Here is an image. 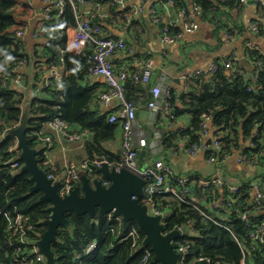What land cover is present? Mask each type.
Listing matches in <instances>:
<instances>
[{
	"label": "trees",
	"instance_id": "trees-1",
	"mask_svg": "<svg viewBox=\"0 0 264 264\" xmlns=\"http://www.w3.org/2000/svg\"><path fill=\"white\" fill-rule=\"evenodd\" d=\"M168 0H159L158 3H166ZM172 17L177 18L178 25L170 28V34L176 35L182 32L178 16L190 17L193 11L203 22L210 24L213 36L218 40V46L222 44L224 33L233 37L235 32L252 31L255 34L264 35V22L257 21V30H252L249 25L241 22V13L247 3L240 0H173ZM252 0H249L251 2ZM17 0H0V64L3 71L0 72V264H45L44 261L35 260L33 252L34 243L46 230L44 220L49 217L47 210L49 203L40 201L41 191H30L33 182L28 172H18L11 167L13 160L18 159L17 153L9 150L16 142V136L12 130L24 123L26 136L30 147L37 150V160L42 166V145L32 135L34 130L42 129L44 133L56 135L52 129L46 126L47 122L56 116L71 127L78 126L80 131H88L90 136L84 142H63L66 147L65 153H76L70 158L75 161H89L99 157L110 163L120 162L119 151L113 152L107 148V143L113 140L119 129L118 122H110L109 114L115 110L104 111L99 104V96L94 87L89 86L86 81L90 75L89 68L93 64L94 43L90 42L79 51H70L66 41H61L60 32L69 25H75L76 15L85 12L84 5L91 3L89 10H94L95 3H102L107 7V14L103 18L95 12L91 18L94 26H101L105 35L114 36L103 24L115 23L116 15L122 14L112 0H84L80 11L75 12L69 1L65 3V11L60 16L52 13L51 24L56 17L64 20V26L53 31L44 30L43 36L48 38L45 52L41 55V61L47 66L52 64H63L66 70L61 84L45 85V79L39 86L36 94L29 96L30 92L23 91L27 84L21 69L31 63L32 57L26 52L21 38L15 37V12L14 7ZM95 11V10H94ZM260 11L264 12L261 8ZM234 12V14H233ZM161 13V12H160ZM60 20V21H61ZM60 24V22L56 23ZM22 24H17L19 27ZM123 24H118L124 31H131L138 26L139 29L147 30L144 21L139 22L135 17L131 20L127 29ZM135 36V35H134ZM244 44V57L251 63L252 68L247 70L246 64L237 61L232 68H226L220 59H226L225 55L217 62V69L210 77H191L186 88L180 92L171 87L169 103L173 115L178 121L183 116H189V126L171 129L167 126L162 128V150L153 153L148 145L138 151L137 162L139 166L151 162L153 159L162 157L169 162V156L180 139L185 138L184 144L190 145L199 141L202 134V114L212 115V121L217 126L220 142L223 148L233 150L240 148L241 139L250 137L256 131L257 136L253 138V146L246 148L247 152L257 153L264 151V69L257 72V64L264 61V52H261L254 44L247 47ZM252 42V41H251ZM127 44V42H126ZM62 58V59H61ZM241 71V73L237 72ZM22 76L23 87L13 84L17 74ZM247 76L251 78L248 79ZM217 112L213 115V112ZM149 140L154 128H147ZM58 143V140L55 141ZM60 147V144H59ZM60 150L62 148L60 147ZM63 151V150H62ZM64 152V151H63ZM261 171L256 175L260 182L264 181V158H261ZM23 165V160L18 159ZM59 165L63 162L57 161ZM225 165H223L224 168ZM90 179L100 177L93 170L92 174H84ZM247 182L251 179H243ZM209 193L217 194L215 188L202 190L195 186L192 194L200 199ZM242 192L240 201L248 204V199ZM157 200L161 207L167 211L165 218V230L172 231L176 226L185 225L187 220L194 223L198 235L188 237L193 243V248L199 254L218 259L224 263L239 264L242 252L237 239L242 240L250 247L248 233L249 225L238 219L234 214L230 218L221 220L212 211L209 214L215 220H206L196 209L186 201L179 200L171 194L158 195ZM202 207V206H201ZM203 208V207H202ZM9 213L14 216L20 212L28 216L27 223L32 228L27 230L23 238L10 232L7 217L3 214ZM65 217L69 221L68 226H60L57 230L56 240L51 243L54 255V264H151L154 253L151 252L149 260L142 261L144 249L151 251L149 246L143 244L144 232L134 220L123 222L108 215L100 216L95 210L91 217L88 214L77 215L73 212L67 213ZM264 219V211L257 213L252 219V224ZM135 228L139 234L137 243L133 245L132 238L123 239L131 229ZM96 241V247L85 253L86 247ZM137 247L139 250L135 251ZM206 264V263H198ZM245 264H264V245H257L245 256Z\"/></svg>",
	"mask_w": 264,
	"mask_h": 264
},
{
	"label": "built area",
	"instance_id": "built-area-1",
	"mask_svg": "<svg viewBox=\"0 0 264 264\" xmlns=\"http://www.w3.org/2000/svg\"><path fill=\"white\" fill-rule=\"evenodd\" d=\"M46 9L43 12L44 20H50L52 13L55 16H60L65 11V3L69 1L76 14L80 11L84 0H43ZM119 11L124 10L122 18L120 14L115 17V23L123 24V28L127 29L131 20L137 15V13L144 11V7H134L127 3V0H112ZM244 3H251L255 10V19L257 21L264 22V12L260 11L264 9V0H240ZM148 3V15L153 23H159L162 15L160 13V7L152 4L151 0H146ZM160 4V3H159ZM173 0H168L166 3L160 4L163 11L169 14L167 24L162 27V39L165 43L176 42L186 32H193L198 28V23L195 21L185 22L184 30L176 35L170 34V28L178 25L177 18L171 16ZM105 5L102 3H95L93 9L81 12L76 16V24L74 26L70 48L73 51H79L90 42L94 43L93 52V64L89 68V72L92 75H100L105 78L108 90L99 96V103L104 107L110 105L112 100H116L117 107L115 111L109 114L110 122H118L121 128V141L118 148L120 154V162L113 164L103 158V161L108 166L119 168H126L139 176L145 181L143 186V196L139 201L147 206L148 213L151 215H159L161 217V223L163 224V234H167L172 231H178L177 238L171 241L174 246V251L180 254V258L177 260V264H233L224 263L218 259H212L209 256L199 254L193 243L188 240V237L198 235L195 229L194 223L191 220H187L185 225L176 226L172 231L165 230V218L167 211H165L157 200L158 195L171 194L177 197L179 200L186 201L189 196L188 203L194 206L196 209L200 208L202 217L206 220H215L216 218L209 214V211L215 212L221 220L230 218L231 214H234L238 219L244 221L250 227L248 238L250 240V247L237 238H235L240 246L242 252V259L239 264H245V256L249 254L251 249H254L257 245H264V219H261L252 224L251 219L260 212L264 211V181L251 180L249 182L240 180L237 178H228L224 174L223 165L231 159H235L238 163L249 165L253 167L261 168L262 157L264 158V151L257 153H248L246 148L253 146V138L257 136V132L251 133L250 137L245 139L246 145L244 148H233V150H227L223 148L219 134L217 133V126L212 121V115L202 114V134L199 141L190 145H185V138H181L177 147L173 150L172 154H184L193 156L199 151H203L205 154V162L210 165L214 172L210 174L202 173H178L174 170L173 166L165 161L162 157L153 159L151 162L139 166L137 162L138 151L148 145L149 132L147 127L140 126L137 120V105L136 103L127 98L126 83H152V77L157 66L152 58H145L139 60L142 64V70L131 68L130 66L116 68L112 61V56L118 51H127L129 48L126 44V40L123 36L112 37L105 35L101 26H94L91 23V18L96 14H102L105 10ZM195 14V13H194ZM185 18V15H181ZM196 16V14H195ZM257 22H250L249 28L257 30ZM27 28L23 24L16 28L15 37L23 38L26 34ZM37 35V34H36ZM226 39L232 41L234 38L229 34L224 33ZM247 47H253V43L248 41ZM245 55H238L235 51H231L228 57L220 59V62L226 68H232L234 64L240 59H245ZM62 59V58H61ZM217 62L212 60L205 68H198L193 71L184 70L180 74V80L183 88H186L187 81L191 77H210L217 69ZM257 64V72L264 69V61H260ZM2 66L0 64V72H2ZM241 73V71H237ZM65 76L64 65L52 64L47 69L45 85L59 86ZM250 79V76H247ZM22 76L17 74L13 84L18 87H23ZM171 87L166 85L165 76L162 75L155 83H152L146 97V106L155 115L151 122L156 131L154 133V141L152 142V152L159 153L162 150L161 135L158 130L163 125L177 129L182 127L176 121L175 116L171 110L169 103ZM47 127L52 129L56 135V139L44 133L42 129L34 130L32 135L35 136V140L42 145V166H47L46 175L51 179L53 183L58 182L59 186L57 192L59 196L64 197L68 195L77 185L81 184L82 176L86 173L92 174V171L96 167L100 166L101 162L98 159L89 161H75L65 158L62 165H59L57 161L51 155V149L55 145V141L58 140L63 151H66V147L62 144V139H68L72 142H84L90 136L89 132L84 130H74L68 123L63 121L59 116L49 120L46 124ZM17 138V137H16ZM18 139L9 150L17 153L18 159L20 158V149L17 148ZM18 159H15L11 163V167L15 170H19L22 165ZM105 185H108L104 181ZM199 186L202 190H209L211 188L217 189L218 193H209L203 198H199L195 194H192L194 187ZM242 192L246 195L244 199H248L249 203L244 204L240 201ZM203 208H202V207ZM199 207V208H198ZM8 220V229L11 233L24 237L27 230L32 228V225L28 224V216L15 212L14 216H9V213H3ZM109 218L119 220L120 217H114L112 214H108ZM121 219V218H120ZM185 231V232H184ZM132 238L133 245L137 243L139 234L135 228L131 229L129 233L123 239ZM97 242L92 241L85 249V253L88 254L96 247ZM135 251L139 249L134 248ZM33 252L35 260L42 262L46 261L44 255L38 250L34 243ZM152 250L144 249L142 261L149 260ZM151 264H158L151 260Z\"/></svg>",
	"mask_w": 264,
	"mask_h": 264
},
{
	"label": "crops",
	"instance_id": "crops-1",
	"mask_svg": "<svg viewBox=\"0 0 264 264\" xmlns=\"http://www.w3.org/2000/svg\"><path fill=\"white\" fill-rule=\"evenodd\" d=\"M159 0H151L152 4L160 7L162 15L159 23H153L148 15V3L146 0H127V3L134 7H144V11L137 13L135 18L139 22L144 21L147 30L139 29L135 26L131 31H124L118 26V24H103L112 35L123 36L127 42V51H118L112 56V61L116 68H122L130 66L131 68L142 70V64L139 60L145 58H152L157 70L153 74L152 83H155L158 78L162 75L165 76L166 85L172 87L176 91L180 92L184 90L180 74L184 71H193L198 68H205L208 63L214 59H219L225 55H228L231 51H235L238 55H243L244 44L246 40L252 41V43L261 51L264 52V35L255 34L252 31H244L242 33L235 32L233 40L228 41L225 35H222V44L218 46V40L213 36L212 26L206 22H203L199 17L195 16L193 6H190L192 15L190 17L183 18L181 15L178 16L179 25L184 30L185 22L195 21L198 23V28L193 32L184 31L182 36L174 43H165L162 39V27L161 24H167L169 14L164 12ZM91 3L84 5L85 11L91 7ZM102 17L106 16L107 7L105 6ZM46 9V5L43 0H17L14 12L15 21L17 24H23L26 26L27 31L22 39L26 52L31 55L32 60L30 64L21 69V73L24 76V82L26 87H23V91L30 92L29 96L38 92L39 86L43 83V80L47 74V66L41 61V55L45 52V45L48 42V38L43 36L44 30L53 31L63 27V21L56 17L54 22L48 23V20H44L43 12ZM173 13V11H172ZM234 14V12H233ZM255 18V10L251 3H247L241 13V22L248 26V24ZM61 20V21H60ZM60 22V24H56ZM76 24V23H75ZM13 29L17 28V26ZM75 25H69L64 31L60 32L61 41H66L70 51L71 38ZM37 34V35H36ZM135 35V36H134ZM77 52V51H76ZM245 64L248 71L251 70V63L247 62L245 58ZM65 70V75H66ZM129 82V81H128ZM86 83L89 86L94 87L96 94L106 92L108 85L100 75L90 74L87 78ZM151 83V84H152ZM126 86V93L128 98L133 100L137 105V120L140 126L147 128H154L151 126V122L155 115L146 106L147 92L151 84H147L146 87H139V83ZM100 104V103H99ZM117 107L116 100H112L110 105L103 107L104 111L115 110ZM189 116H183L178 119L180 126H189ZM159 128L158 132L162 139V128ZM74 130H78L77 125H73ZM157 129V128H156ZM152 130L150 137L149 148L152 150V142L155 140L154 133ZM121 128L117 129L115 138L107 143V148L113 152L118 151L121 141ZM63 142L70 143L68 139L63 138ZM240 148H244L246 141L241 139ZM61 147V146H60ZM59 144L55 143L51 149V155L56 161L63 162L65 158H72L76 153L71 154L70 151L65 153L60 150ZM169 163L173 166L174 170L178 173H202L210 174L214 172V169L205 162V154L203 151H199L193 156L184 154H171L169 156ZM225 175L228 178L243 179H255L256 175L261 171L259 167H253L238 163L235 159L227 161L224 166Z\"/></svg>",
	"mask_w": 264,
	"mask_h": 264
},
{
	"label": "water",
	"instance_id": "water-1",
	"mask_svg": "<svg viewBox=\"0 0 264 264\" xmlns=\"http://www.w3.org/2000/svg\"><path fill=\"white\" fill-rule=\"evenodd\" d=\"M163 26L164 24H161V27ZM239 61L245 62L243 58ZM129 85L131 84L127 82L126 86ZM146 86L144 82L139 83V87ZM216 112L217 110L213 112V115ZM12 133L18 139L17 148L20 149V158L23 160V165L18 172H28L33 182L30 191H41L40 201L49 203L47 208L49 217L44 220L46 230L35 242L38 250L46 259L45 264H54L51 243L56 240L58 228L69 225L65 215L73 212L77 215L88 214L93 217L95 210L100 216L112 214L114 217H120L123 222L134 220L144 232L143 244L153 251L154 262L177 264L180 254L174 251L171 241L178 237L179 232L172 231L163 234L161 217L149 214L147 206L139 201L143 196L145 184L142 178L126 168H110L103 158L99 157L101 164L95 170L100 177L90 179L83 175L81 184L77 185L68 195L61 197L57 192L59 183H53L47 178V166L38 164L37 150L29 145L25 124L21 123L12 130ZM104 181L108 185H105Z\"/></svg>",
	"mask_w": 264,
	"mask_h": 264
}]
</instances>
